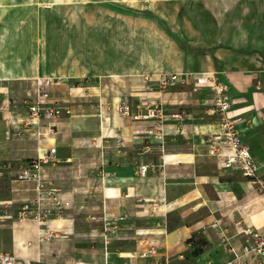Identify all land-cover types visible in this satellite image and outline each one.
<instances>
[{
	"label": "crops",
	"instance_id": "obj_1",
	"mask_svg": "<svg viewBox=\"0 0 264 264\" xmlns=\"http://www.w3.org/2000/svg\"><path fill=\"white\" fill-rule=\"evenodd\" d=\"M93 3L91 36L128 44L137 19L134 6L155 4L156 16L170 22L172 34L187 51L202 53L201 61L196 69L188 60L175 70L124 73L135 76L136 86L96 109L98 117L108 115L111 121L106 143L100 121L95 125L98 154L93 158L84 155L85 140L90 138L84 136V124L69 125L63 115L58 127L51 123L59 133L75 131L68 141L57 140L43 120L38 125L23 122L26 104L36 95L25 83L53 74L0 73V250L15 255L16 264H150L154 259L168 264H223L233 251L241 252L246 240L243 229L264 234V200L253 182L220 169L206 153L203 138L217 131L219 121L209 89L193 92L190 86H179L160 92L156 79L159 73L214 72L229 87V115L241 119V141L262 162L264 0ZM80 89L69 88L80 96L91 95L89 87L85 95ZM60 90L59 99L68 101L70 91ZM50 99L55 100L51 94ZM120 99L127 100V113L121 111ZM153 104L160 105L164 115L185 114L181 122L162 121V140L156 138L158 113L145 117ZM251 119L255 125H248ZM16 127H21V136ZM37 131L45 136L37 137ZM53 146L56 152L43 171L69 206L49 216L45 229L53 237L39 242V225L14 216L23 201L36 195L35 184L18 180L17 174L29 159L48 155ZM141 163L149 164L143 176L136 172ZM258 172L264 182V166ZM150 249L154 255L142 256ZM244 259L253 264L250 256Z\"/></svg>",
	"mask_w": 264,
	"mask_h": 264
},
{
	"label": "rangeland",
	"instance_id": "obj_2",
	"mask_svg": "<svg viewBox=\"0 0 264 264\" xmlns=\"http://www.w3.org/2000/svg\"><path fill=\"white\" fill-rule=\"evenodd\" d=\"M94 1L97 0H0V73L39 71L62 77L63 81L50 94L54 104L64 106L63 116L69 125H85L84 136L90 138L85 140L84 155L89 158L98 154L93 139L95 125L100 121V133L106 143L111 121L108 115L98 117L96 109L106 106L113 95L123 96L136 86L135 76L124 73L175 70L188 60L193 61L191 68L196 69L202 58V53L186 50L180 38L172 34L169 21L156 16L155 4L145 7L139 2L134 6L137 19L128 44L91 36L88 28ZM24 86L37 93L35 80ZM76 87L84 95L89 87L91 95L80 96L69 90ZM60 89L70 91L68 101L59 99ZM61 121L57 118L51 123L58 127ZM51 132L57 140L68 141L76 134L59 133L56 127Z\"/></svg>",
	"mask_w": 264,
	"mask_h": 264
},
{
	"label": "built area",
	"instance_id": "obj_3",
	"mask_svg": "<svg viewBox=\"0 0 264 264\" xmlns=\"http://www.w3.org/2000/svg\"><path fill=\"white\" fill-rule=\"evenodd\" d=\"M35 81L37 93L26 104L28 115L23 122L27 125H38L43 120L48 124V132L51 133V121L63 115L64 106L54 104L50 99V93L51 89L63 81V79L55 75H46L37 77ZM156 86L160 92L179 86H190L193 92L199 90L201 87L209 89L211 104L219 117V121L217 131L203 138V142L206 145V153L215 161L220 169L240 173L243 177L253 182L264 200V182L260 179L258 172L259 168L264 166V160L257 162L251 155L248 146L241 141L240 130L238 128V123L241 119L232 118L229 115L231 100L228 94V85L219 81L214 72H171L159 73L156 79ZM119 103L121 111L127 113L129 111L127 100L120 99ZM152 106L148 108L145 117H155L156 112L158 113L157 115H159L161 122L158 123V128L156 129L159 131V134L155 135H157L156 138L162 140V121L172 118L181 122L185 114L173 113L164 115L160 105L153 104ZM259 118L264 121V115H260ZM254 123L256 122L253 119L248 120V125H255ZM14 129L18 136L22 135L21 127ZM152 130L149 129V133H153ZM36 135L37 137L45 136L40 131H37ZM55 152L56 148L54 146L49 147L46 151L48 155L41 156L37 154L36 157L29 159L17 174L18 180L33 182L35 184L36 195L23 201L14 216L17 221H34L39 225L37 231L39 242L49 241L53 237L45 229V223L48 221L49 216L51 214L58 215L62 207L69 206V202L58 195L57 189L47 179L43 171V165L50 162V157ZM148 168L149 164L141 163L138 165L136 172L143 176L147 173ZM242 232L246 236V240L241 252L233 251L232 257L223 264H245L247 263V259H244L246 255L250 256V263H264V234L258 229L251 228L243 229ZM154 254L155 251L150 249L146 253H143L142 256ZM17 261L18 259L15 255L0 250V264H16ZM150 264H168V262L154 259Z\"/></svg>",
	"mask_w": 264,
	"mask_h": 264
}]
</instances>
